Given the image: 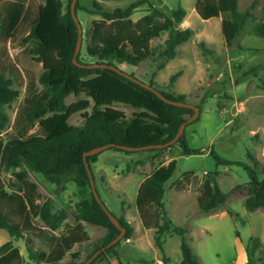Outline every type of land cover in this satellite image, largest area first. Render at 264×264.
<instances>
[{
  "label": "trees",
  "instance_id": "16d2710c",
  "mask_svg": "<svg viewBox=\"0 0 264 264\" xmlns=\"http://www.w3.org/2000/svg\"><path fill=\"white\" fill-rule=\"evenodd\" d=\"M154 1L132 0L124 7L110 9L103 7L99 0H93L94 9H88L78 0L77 15L79 11L100 15L91 21L89 30L83 34L87 37L86 52L93 60L83 61L77 56L78 61L83 64L105 62L126 71L120 64L139 66L146 61L174 58L178 47L192 37L194 29L180 25L186 16V9L181 4L165 9ZM257 1L253 0L247 9L240 11L239 0H196L195 9L203 19L222 17L225 44L234 47L246 21L254 19ZM71 2L67 0L66 9L62 0H44L36 9L26 0H4L0 6V38H15L29 30L21 41L24 51L43 65L39 79L27 78L24 96L18 101L11 126L7 107L19 99L23 80L7 49L4 47L0 52V227L12 238L0 245V264H29V261L60 264L68 253L74 259L80 258L82 252L74 250L75 245L91 240L84 221L106 228L105 235L92 242L93 248L88 251L87 259L120 233L93 191L77 204L75 222H71L66 219V210L55 209L52 198L40 200L38 185L29 177L30 172L40 173L54 183L56 194L65 189L69 179L81 187H91L84 161L86 151L115 143L110 148L132 153L137 150L117 145L138 147L165 143L176 135L187 119L186 115L194 113L193 108L170 104L111 68L74 63L79 33ZM144 4L148 5L146 13L134 19L133 14ZM254 31L264 36V22L255 23ZM164 34L166 38L155 43ZM201 46L209 52L203 43ZM176 77V74L172 75V83ZM148 83L158 88L154 79ZM159 90L170 99L189 102L184 94ZM70 94H85L88 98L67 104L65 99ZM115 103L131 106L134 112L128 116L115 108ZM76 112H82L85 117L83 125L75 126L69 122ZM174 144L179 145L184 155L200 151L188 146L185 133ZM168 147L143 150L164 151ZM211 153L218 164H238L247 171L251 187L244 202L246 208L254 210L264 206V166L259 171L257 160L250 165L241 160L222 158L213 149ZM98 154L87 156L90 167ZM177 165L176 158L161 163L139 183L136 208L143 226L154 229V242L162 252L165 234L176 233L180 236V264H202L188 242V228L174 225L164 210L166 184ZM217 172L203 180L197 196L202 210L222 206L226 201L227 193L215 180ZM9 173L11 175L7 176ZM117 217L126 227L123 237L129 238L131 225L123 215ZM20 238L25 239L27 256L15 244ZM36 240L40 246H36ZM120 240L102 251L90 264L106 254L116 253Z\"/></svg>",
  "mask_w": 264,
  "mask_h": 264
},
{
  "label": "rangeland",
  "instance_id": "374dc122",
  "mask_svg": "<svg viewBox=\"0 0 264 264\" xmlns=\"http://www.w3.org/2000/svg\"><path fill=\"white\" fill-rule=\"evenodd\" d=\"M3 1L0 0V6ZM62 1L66 9L67 0ZM92 1L80 0V4L94 9ZM99 1L103 7L113 9L124 7L132 0ZM195 1H154L165 9L181 4L186 9V16L180 25L194 29L192 37L178 47L174 58L146 61L139 66H120L145 82L154 79L159 89L184 94L186 100L202 107L199 118L187 124L184 131L188 146L200 151L184 155L179 145L173 144L164 151L125 153L109 147L98 154L97 160L91 163L96 188L106 206L117 216L123 215L132 230L129 238H121L116 253L106 254L94 264H180V236L165 234L162 252L154 242V229L143 226L135 204L139 183L159 164L172 158L177 159L178 165L166 184L164 210L174 225L188 228V242L199 261L202 264H264V206L247 209L244 202L251 187L247 171L238 164H218L211 153L213 149L222 158L241 160L250 165L257 160L259 171L264 166V36L254 31L255 23L264 22V0L257 1L253 9L254 19L246 21L234 47L225 44L222 17L201 18L195 9ZM252 1L239 0V10L247 9ZM42 2L44 0H26L34 9ZM147 6L142 5L133 18L138 19L146 13ZM78 16L83 34L89 30L91 21L100 17L86 11H79ZM28 32L7 40L0 38V52L4 47L7 49L17 74L23 80L19 99L7 107L11 126L18 101L24 96L27 78L39 79L43 72L42 63L24 51L21 41ZM166 36L164 34L155 43L162 42ZM86 38L84 35L78 56L83 61H91L93 59L86 52ZM201 43L209 52L204 51ZM174 74L177 77L172 83ZM84 98H88L87 95L70 94L65 101L70 104ZM114 107L128 116L134 112L133 107L121 103H115ZM190 116L186 115L187 118ZM84 121L82 112L72 114L69 119L75 126L83 125ZM215 171H218L215 180L227 193V198L222 206L202 210L197 196L204 178L213 176ZM29 177L38 185L40 200L52 198L55 209L66 210V219L71 222H75L77 204L92 191L91 187H81L69 179L65 189L56 194L55 184L42 174L30 172ZM84 223L91 234L90 242L75 245L74 250L82 252L80 258L74 259L68 253L60 264L85 261L88 251L93 248L92 242L105 235V227ZM10 239L9 233L0 227V245ZM15 244L27 256L25 239L20 238ZM40 245L36 240V246ZM29 264L34 263L29 261Z\"/></svg>",
  "mask_w": 264,
  "mask_h": 264
},
{
  "label": "water",
  "instance_id": "95a60500",
  "mask_svg": "<svg viewBox=\"0 0 264 264\" xmlns=\"http://www.w3.org/2000/svg\"><path fill=\"white\" fill-rule=\"evenodd\" d=\"M78 0H72L71 2V12H72V16L77 24L78 27V41H77V45H76V49L74 52V56H73V61L74 63L80 65V66H87V67H108L111 68L115 71H117L118 73L126 76L127 78L135 81L136 83L140 84L141 86L148 88L150 90H152L153 92H155L160 98H162L164 101L170 103V104H174L177 106H185V107H190L194 109V113L187 118L179 127L178 132L176 133V135L169 141L165 142V143H161V144H150V145H144V146H138V147H133V146H127V145H117L120 148H124V149H129V150H143V149H149V148H161V147H165V146H171L172 144L176 143L178 141V139L182 136V134L185 131V127L187 124L193 122L195 119H197L201 113V108L200 106H198L197 104H194L192 102H187V101H182V100H174V99H170L168 97H166L158 88L154 87L153 85L149 84L148 82H145L141 79H139L136 76H133L132 74L122 70L121 68H119L118 66L114 65V64H108V63H91V64H83L81 62L78 61V53L81 49V45H82V40H83V26L81 24V21L76 13V4H77ZM115 143H108V144H104L101 146H97L94 147L88 151H86L84 153V161H85V166L89 175V179H90V184H91V188L93 191V194L96 198V200L98 201V203L101 205V207L103 208V210L107 213V215L109 216V218L112 220V222L120 229V233L118 234V236H116L113 240H111L109 243H107L105 246H102L101 248H99L97 251H95L88 259H86L82 264H90L102 251H104L106 248H109L110 246H112L113 244H115L117 241H119L121 238H123L125 232H126V227L123 226L120 222V220L118 219V217L113 214V212L106 206V204L104 203V201L102 200L97 188H96V184H95V179L93 176V172L92 169L90 167L89 162L87 161V156L88 155H93V154H98L101 151H103L104 149H107L111 146H115Z\"/></svg>",
  "mask_w": 264,
  "mask_h": 264
}]
</instances>
